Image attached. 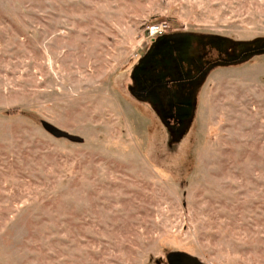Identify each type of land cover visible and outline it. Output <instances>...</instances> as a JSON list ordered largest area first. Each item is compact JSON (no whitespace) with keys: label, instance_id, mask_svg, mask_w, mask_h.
Masks as SVG:
<instances>
[{"label":"rangeland","instance_id":"1","mask_svg":"<svg viewBox=\"0 0 264 264\" xmlns=\"http://www.w3.org/2000/svg\"><path fill=\"white\" fill-rule=\"evenodd\" d=\"M176 35L264 40V0H0V264H264V53L174 137L133 73Z\"/></svg>","mask_w":264,"mask_h":264},{"label":"flooded vegetation","instance_id":"2","mask_svg":"<svg viewBox=\"0 0 264 264\" xmlns=\"http://www.w3.org/2000/svg\"><path fill=\"white\" fill-rule=\"evenodd\" d=\"M133 73V94L155 104L166 127L177 133L192 114L196 89L216 67L259 55L264 40L251 44L217 36L176 35L159 38Z\"/></svg>","mask_w":264,"mask_h":264},{"label":"water","instance_id":"3","mask_svg":"<svg viewBox=\"0 0 264 264\" xmlns=\"http://www.w3.org/2000/svg\"><path fill=\"white\" fill-rule=\"evenodd\" d=\"M255 42H257V40H255L251 43H255ZM158 43L154 44V47L156 45H158ZM242 43L243 44H251V43H247V42H242ZM262 53H264V47H263V50L261 52H258V54H262ZM250 57H251V55L247 56L244 59V61ZM42 127L50 136H52L56 139H66L72 143H81L82 142V139L80 137L71 135V134H69V133H67V132L47 123V122H43ZM166 261H167V264H203V263L199 262L196 258L191 257V256L184 254V253H180V252L169 253L166 256Z\"/></svg>","mask_w":264,"mask_h":264},{"label":"built area","instance_id":"4","mask_svg":"<svg viewBox=\"0 0 264 264\" xmlns=\"http://www.w3.org/2000/svg\"><path fill=\"white\" fill-rule=\"evenodd\" d=\"M165 25L153 24L147 28L146 35L149 39H153L158 35L165 33Z\"/></svg>","mask_w":264,"mask_h":264},{"label":"trees","instance_id":"5","mask_svg":"<svg viewBox=\"0 0 264 264\" xmlns=\"http://www.w3.org/2000/svg\"><path fill=\"white\" fill-rule=\"evenodd\" d=\"M241 44H243V43H241ZM173 133V132H172ZM178 133V132H177ZM177 133H173V135H174V137H176L177 136Z\"/></svg>","mask_w":264,"mask_h":264}]
</instances>
